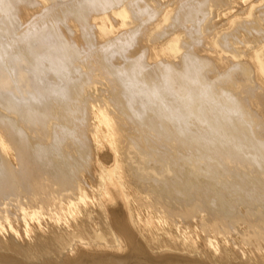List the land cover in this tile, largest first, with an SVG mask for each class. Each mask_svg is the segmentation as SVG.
Returning a JSON list of instances; mask_svg holds the SVG:
<instances>
[{
    "label": "bare ground",
    "instance_id": "1",
    "mask_svg": "<svg viewBox=\"0 0 264 264\" xmlns=\"http://www.w3.org/2000/svg\"><path fill=\"white\" fill-rule=\"evenodd\" d=\"M0 264H264V0H0Z\"/></svg>",
    "mask_w": 264,
    "mask_h": 264
}]
</instances>
